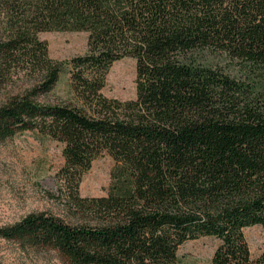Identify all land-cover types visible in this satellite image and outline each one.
<instances>
[{"label": "trees", "instance_id": "obj_1", "mask_svg": "<svg viewBox=\"0 0 264 264\" xmlns=\"http://www.w3.org/2000/svg\"><path fill=\"white\" fill-rule=\"evenodd\" d=\"M0 16V84L40 74L0 104V141L26 129L61 141L60 188L95 220L30 212L1 237L63 264H177L181 243L207 235L209 264H264L244 234L264 226V0H0ZM42 30L87 31V51L54 59ZM124 56L135 96H107ZM65 66L71 100L38 101ZM103 152L115 160L107 193L81 195Z\"/></svg>", "mask_w": 264, "mask_h": 264}, {"label": "rangeland", "instance_id": "obj_2", "mask_svg": "<svg viewBox=\"0 0 264 264\" xmlns=\"http://www.w3.org/2000/svg\"><path fill=\"white\" fill-rule=\"evenodd\" d=\"M0 16V36L5 34ZM87 31L42 30L37 35L47 42L48 55L66 60L87 51ZM135 59L124 56L112 62L106 74L103 94L121 99L135 96ZM67 66L54 86L39 94L38 101L66 103L72 94ZM40 74L19 73L0 84V104L11 95L22 93L38 83ZM63 143L36 129L16 132L0 141V225L14 222L30 212L53 214L71 223L94 222L71 207L60 188L57 171L63 163ZM115 160L107 152L93 159L81 176L79 193L85 196L104 195L111 182ZM92 217V216H91ZM252 256L264 248V226L244 228ZM218 243L213 236L188 239L177 249V264H209ZM0 264H63L57 250L45 246L22 245L0 236Z\"/></svg>", "mask_w": 264, "mask_h": 264}]
</instances>
